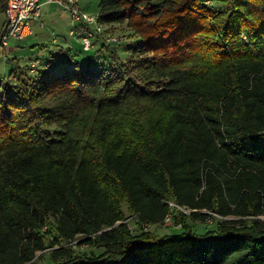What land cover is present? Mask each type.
Instances as JSON below:
<instances>
[{
    "label": "trees",
    "instance_id": "trees-1",
    "mask_svg": "<svg viewBox=\"0 0 264 264\" xmlns=\"http://www.w3.org/2000/svg\"><path fill=\"white\" fill-rule=\"evenodd\" d=\"M98 20L137 37L125 57L0 78V264H264V0H101ZM169 201L184 231H145Z\"/></svg>",
    "mask_w": 264,
    "mask_h": 264
},
{
    "label": "built area",
    "instance_id": "built-area-1",
    "mask_svg": "<svg viewBox=\"0 0 264 264\" xmlns=\"http://www.w3.org/2000/svg\"><path fill=\"white\" fill-rule=\"evenodd\" d=\"M44 1L59 3L70 12L73 22L80 23L79 27H72L69 33L72 38L79 39L84 51L88 52L95 48L99 39L110 45L124 43L123 38L107 30V26L102 24L98 17L80 9L77 0H6V22L0 33V54L12 40L23 41L33 33L32 23L40 19ZM35 69L32 65L31 71L34 72ZM168 204L170 213L165 216L163 224H174L172 214L178 210L188 214L191 212L174 201H169ZM158 225L160 224L145 223L143 228L145 231H152ZM175 225L181 227L180 223Z\"/></svg>",
    "mask_w": 264,
    "mask_h": 264
},
{
    "label": "rangeland",
    "instance_id": "rangeland-1",
    "mask_svg": "<svg viewBox=\"0 0 264 264\" xmlns=\"http://www.w3.org/2000/svg\"><path fill=\"white\" fill-rule=\"evenodd\" d=\"M90 1V8L87 11V13L98 17V4L100 3L101 0H87ZM212 5V4H211ZM1 14V13H0ZM77 26L78 23H77ZM76 26V27H77ZM74 27V26H73ZM110 31L123 38L124 43L122 44H131L134 45L137 37L132 35V32L129 31L128 29L125 28V25L122 26H113ZM105 42L101 39L98 40L96 47L93 48L91 51L85 52L82 49V44L80 42L76 43L77 45V49L79 50V53H77V57L76 59L81 60V61H95V62H105V59L103 58L105 55L107 58V53H106V48H111L118 52L119 54H121L123 57H125L127 55V51L125 49H127V47H123L121 44H116L115 46L110 45L108 43H105V50L104 53L101 52L102 50V45ZM130 45H128L129 47ZM97 48V49H96ZM27 50H30V52H25L20 48H16L13 52H9L8 56L7 55H1L0 54V78L7 80L8 77L13 73L14 69L19 66V67H31V59H36L37 57L40 58V63L37 65V73H31L30 75H38L41 71H46L47 69H45L47 62L49 61H53L57 59V55L54 53H50L49 51H45L43 53L40 52V50H33L31 48H27ZM99 50V51H98ZM99 55H101L99 57ZM98 56V57H97ZM29 70V69H28ZM129 212H127L128 214ZM189 224L192 226L193 231L196 233H205L209 230L215 229L217 223L212 222V220L208 219L206 221H200V220H193V219H189ZM132 228H134V230L137 228L135 225H132ZM45 230L47 231V233L49 234V236L51 238L56 237V233L54 231V229L51 227L50 223L47 225V227L45 228ZM184 231V229L182 227H178L174 224H161L158 225L156 227H154L152 229L151 232L157 233L159 235H177V234H181ZM76 245V250L78 253L83 254V255H92V254H99L103 251V249L92 246L90 244L85 243V238H79L78 240H76L75 242H73ZM38 256V260L39 264H52V260L50 258L49 254H44L42 252H39L37 254Z\"/></svg>",
    "mask_w": 264,
    "mask_h": 264
},
{
    "label": "crops",
    "instance_id": "crops-1",
    "mask_svg": "<svg viewBox=\"0 0 264 264\" xmlns=\"http://www.w3.org/2000/svg\"><path fill=\"white\" fill-rule=\"evenodd\" d=\"M77 5L80 9L87 12L90 8V1L77 0ZM0 13L1 33L6 22V14L5 12ZM77 23L78 22H73L70 12L59 3L54 1H44L42 4L40 19L35 20L32 23L33 33L23 41L12 40L6 50L1 51V55L8 56L9 52H13L16 48L20 47L23 51L28 53L30 52V50H27L28 47L33 50H40L41 53L49 51L50 53L56 54L57 59L54 60V62H47L45 69L63 68V66L69 61V58L76 59L78 56L77 53H79L76 43L80 41L77 38H72L69 33L73 26H77ZM78 25L80 26V23H78ZM100 56L101 55H99V57ZM30 60L31 67L34 65L37 69V65L41 61L40 58H30ZM98 63L99 62L94 61L95 65Z\"/></svg>",
    "mask_w": 264,
    "mask_h": 264
}]
</instances>
